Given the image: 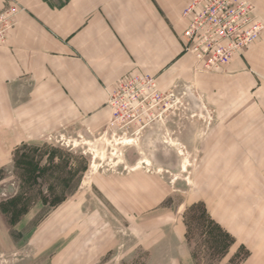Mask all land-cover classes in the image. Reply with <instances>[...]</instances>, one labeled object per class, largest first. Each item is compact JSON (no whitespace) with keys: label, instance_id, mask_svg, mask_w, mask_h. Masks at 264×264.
<instances>
[{"label":"rangeland","instance_id":"374dc122","mask_svg":"<svg viewBox=\"0 0 264 264\" xmlns=\"http://www.w3.org/2000/svg\"><path fill=\"white\" fill-rule=\"evenodd\" d=\"M253 5L264 23V0ZM261 43L264 33L235 60ZM195 71L207 74L196 61ZM248 71L264 91V61ZM173 92L162 120L145 129L124 135L109 120L18 146L0 165V264H264L208 207L223 182L220 139L264 129H226L236 114L226 118L189 85ZM240 103L245 120L264 122L263 95Z\"/></svg>","mask_w":264,"mask_h":264},{"label":"crops","instance_id":"0c3cea01","mask_svg":"<svg viewBox=\"0 0 264 264\" xmlns=\"http://www.w3.org/2000/svg\"><path fill=\"white\" fill-rule=\"evenodd\" d=\"M7 1L24 11L0 48V165L18 146L61 129L101 130L111 118L109 93L127 75L153 76L163 92L197 88L217 112L237 115L226 129H264L244 119L240 103L249 93L264 96L248 71L262 67L264 43L222 73H197L184 48L191 0H0V12ZM235 131L220 137L223 182L208 207L233 240L263 259L264 136ZM233 144L243 148L229 152Z\"/></svg>","mask_w":264,"mask_h":264},{"label":"built area","instance_id":"2783aa9c","mask_svg":"<svg viewBox=\"0 0 264 264\" xmlns=\"http://www.w3.org/2000/svg\"><path fill=\"white\" fill-rule=\"evenodd\" d=\"M23 11L19 4L6 2L0 12V48ZM184 17L190 20L184 33L185 52L207 73L228 67L264 33V23L249 0H191ZM175 100V93L163 92L153 76H124L109 93L110 126L124 135L145 129L161 121Z\"/></svg>","mask_w":264,"mask_h":264},{"label":"trees","instance_id":"16d2710c","mask_svg":"<svg viewBox=\"0 0 264 264\" xmlns=\"http://www.w3.org/2000/svg\"><path fill=\"white\" fill-rule=\"evenodd\" d=\"M25 212H26V210H25V211H22V212H21V213H22V215H23V214H25ZM20 215H21V214H20Z\"/></svg>","mask_w":264,"mask_h":264}]
</instances>
